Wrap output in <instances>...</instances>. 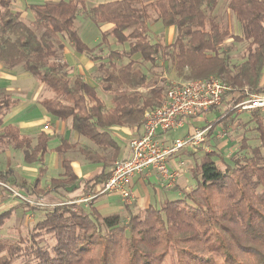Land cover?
Listing matches in <instances>:
<instances>
[{
  "label": "trees",
  "instance_id": "obj_1",
  "mask_svg": "<svg viewBox=\"0 0 264 264\" xmlns=\"http://www.w3.org/2000/svg\"><path fill=\"white\" fill-rule=\"evenodd\" d=\"M217 5L218 0H107L86 9L83 0H48L30 7L32 25L42 31L38 37L11 11L8 2L0 1V63L8 69L22 65L54 95L40 102L45 112L60 120L70 119L75 133L101 149H112L114 160L118 147L110 128L142 122L144 112L159 106L166 93L164 87L156 82L150 85L147 76L133 68L134 56L153 65L159 55H165L178 73L186 70V77L192 80L213 77L232 88L223 99L229 98L224 113L212 123L209 133L221 122L224 126L228 120L233 122L235 107L250 94H264V0H227L240 35L230 33L212 16ZM80 8L95 26L112 25L109 34L118 44L128 45L126 51L111 52L108 57L128 60L103 78L104 91L112 95L110 109L83 77L71 80L65 73L66 65L50 61L56 49L63 53L64 44H58V36H64L76 53L97 60L74 27ZM156 23L176 29L172 44L150 42L149 26ZM227 40L245 44L244 59L239 64H231ZM105 70L103 64L98 66V72ZM124 87L133 91H123ZM139 88H148L147 94L137 93ZM17 103L0 96V143L24 150L25 164H41L47 135L40 133L33 145L16 127L3 124ZM263 120L259 111H251L244 126L253 123L246 130L258 134L259 145L250 146L243 137L230 164L215 151L204 153L190 171L194 189L181 199L159 208L150 206L142 213L105 218L89 204L75 212L67 205L53 207L26 239L8 243L0 236V264H161L170 247L175 249L178 264H264ZM63 167L64 180L51 181L53 192L73 185L69 162L64 160ZM44 171L38 167L39 178L31 195L39 193ZM11 174L10 170L0 172V182L5 183ZM108 177L101 173L92 179L90 194L95 195L94 188L100 190ZM15 209L0 214V230ZM42 233L51 238V246H40Z\"/></svg>",
  "mask_w": 264,
  "mask_h": 264
},
{
  "label": "crops",
  "instance_id": "obj_2",
  "mask_svg": "<svg viewBox=\"0 0 264 264\" xmlns=\"http://www.w3.org/2000/svg\"><path fill=\"white\" fill-rule=\"evenodd\" d=\"M0 1L8 2L11 11L23 19L25 16H31L32 12L30 11V7L32 5L41 4L42 2L48 0ZM169 28L164 29H166L167 36L171 37L175 31L167 30ZM111 29L112 25L109 24H105L100 27L95 26V29H91V39L93 43L91 48L87 46V42H84L81 38L80 39L87 46V48L91 50L95 48L96 44L101 42L100 34L106 31L110 32ZM159 43L162 46H165L161 42ZM68 45L69 49L65 48L64 46L63 53L61 55V63L66 65L70 77L81 76L89 85L94 87L95 91L99 90L98 87H100L105 95H110L111 92L107 91V93H105L106 91H104L103 86H101V83H99L98 66L101 64L99 63L100 61L91 60L85 54L71 53L70 50L72 47L70 44ZM132 60L134 62L133 66H138L136 63H139V59H135V61L134 59ZM2 71L3 72H0V92L4 91V94L2 95H5L11 99L13 96H16L17 98H13V100L18 102L17 105L6 114L3 119V124L5 126L12 125L16 127L21 135L28 137L32 141L33 145L35 144L40 133L44 132L47 135V151L42 162L45 174H43L44 176L40 177L37 190L38 192H41L42 184L47 185V193L44 195V197H42V200L48 208L61 205H75L78 207L87 208L79 202L89 196H95L88 204L91 205L94 211H96V213L102 218L113 215L126 216L127 212L142 213L150 206L159 208L165 202L181 199L184 194H187L194 189L195 182L191 178V168L204 153L210 152V147L213 146L211 145L212 141L215 143L216 138H219V140L216 142L219 141V145H217V147L220 151H225L229 145L231 146L228 141H221L222 136L215 132L217 130H215V128L222 123L217 124L214 128V131L209 133V131L212 129V121L205 124H196L194 122L196 119L187 120L182 128L174 130L175 132H182L181 136L178 138L191 135L197 129H205L207 127H210V129L206 133V141L201 144L196 151L181 153L180 155L175 156L172 161H170L169 168L172 170L177 169V162L181 160L185 161V166L180 169L179 176L172 184H162L158 175L155 173L144 172L130 179L129 188L132 192V199L128 204H124L117 195L96 196L99 190L97 187L94 188V191L97 193L95 195H91L90 188H88L89 182L101 173L110 175L114 161L128 158L129 142L133 137L141 133V120H139L137 124L130 123L120 127L110 128V135L118 147L117 157L114 160H111L114 154L112 149L104 150L95 146L90 141H85L84 139L75 137V135H72L71 133V122L68 123V119L60 120L48 113H45V110L40 105L42 100L38 99L40 91L44 88L43 84H40V87L36 88L37 82H34L27 72L24 74H19L13 70ZM12 84L15 85L14 88H11L10 85ZM27 88L30 89L28 91H31V93H27L26 96L21 97V95L25 94V90H27ZM122 90H127L129 92L133 91L126 87H124ZM136 91L141 95H146L148 88H139ZM19 96L21 97L20 99ZM111 98L108 105L104 102V100H101L106 109L111 108ZM227 100H229V98H225L220 107L224 108ZM215 109L210 110L209 113ZM43 119H47V121H44ZM171 132L173 131L159 133L157 136V141L163 146L170 145L172 141L176 139L169 136ZM14 150L16 154L17 149ZM0 153L6 155L8 159L15 155L10 154L8 150L0 151ZM64 160L69 162L71 172L74 175L73 185L65 189L59 188L57 192H53L51 191V181L54 179L64 180ZM4 165V170H0V172L6 173L9 170L12 171L11 176H9L6 182L9 183L12 180L14 185L23 189L22 191L25 190L30 194L34 193L33 191L36 190L34 182L37 178H39V172L37 170L36 163L31 165L25 164L21 171H15L11 169L10 162ZM0 192H3L2 188L0 189ZM4 198L5 197H3L0 193V207L5 201ZM9 202H11V199L6 201L8 204L6 211L15 209V207H17L14 204H10ZM4 210H0V212ZM16 210L17 209L14 211L16 212Z\"/></svg>",
  "mask_w": 264,
  "mask_h": 264
},
{
  "label": "rangeland",
  "instance_id": "obj_3",
  "mask_svg": "<svg viewBox=\"0 0 264 264\" xmlns=\"http://www.w3.org/2000/svg\"><path fill=\"white\" fill-rule=\"evenodd\" d=\"M50 1L57 2L58 0H50ZM83 1L87 9L99 3L106 2L107 0H83ZM143 1L146 2V1H152V0H143ZM0 9H2V7H0ZM212 16L216 19L217 22L224 25L230 31V33L235 34V35H240L239 24L236 22L234 15L227 9V0H218L217 8L213 12ZM21 20L23 21V23H25V25L32 28L38 37L41 36L42 31L32 25V22L34 20L32 13H31V16L29 15L25 16V18ZM74 27H75L76 33L79 36V38H81L84 42H87L88 44L87 46L91 48L93 46L92 39H91V29H95V26L93 25L92 21L88 17V14L85 9L80 8L79 14L74 21ZM167 30L175 31V32L173 33V35H171V37H168L166 29H164L160 23L150 25L148 39L150 40L151 43L161 42L165 46H168L174 42L177 31L174 27L169 28ZM128 33L129 31H127L125 34L128 35ZM100 35H101L100 36L101 42L96 44L95 48L91 49V54L93 57L97 58V60L100 61L99 63L103 64L104 69H106L105 72L100 71L98 73L99 83H101L100 85L103 86L104 85L103 78L104 76H106L105 73L107 72L115 73L116 69L128 63V60L125 58L119 59L117 57L116 58L114 57V59H111V60L108 59L110 53L111 52H119V53L124 52L128 49V45L127 43L118 44L115 41V39L109 34L108 31L103 32ZM56 41L58 42V44L63 43L65 48L69 49L68 47L69 43L67 42L64 36H58ZM225 45L231 46V53L229 54V60L231 64L233 65L239 64L244 59L243 49H244L245 44L244 43L238 44V43L231 42L230 40L229 41L227 40L225 42ZM54 48L55 49L57 48L56 43L54 45ZM56 51H57L56 56L52 57L50 61L53 60L57 64L62 65L61 53L59 52L58 49H56ZM70 51L71 53H76L72 49ZM169 51L170 49L167 50L166 53ZM111 56H114V55H111ZM135 59H139V63H136L138 64V66H133V68L145 74L148 78L150 85H153L154 82H156L158 86L164 87V90H165L164 92H166L168 87L171 86L172 84L192 81V79L186 77L188 75V72L186 70L183 71L182 74L178 73L176 69L174 68V66L172 65L171 61L165 55L164 56L159 55V58L155 61V64L153 65L150 63H145L139 56L138 57L134 56V61ZM109 62L112 63V65L114 66V69L112 68L113 66L109 64ZM2 70H9V71L13 70V71L18 72L19 74L26 73L22 65L16 66L12 69H8L0 63V72H3ZM65 71H66L65 73L68 75V78H70L71 80L75 78V77H70L68 69H66ZM28 75L31 77V79H33L34 82H37L36 88L40 87L41 83L38 82L35 78H33L29 73ZM10 86L11 88L15 87V85L13 84ZM262 86H264V70H263V76H262ZM112 87H115V86L113 85ZM98 88L99 90H96L98 97L101 100H104V102L108 105L112 95L111 94L105 95L102 92L101 88L100 87ZM28 90L30 89L27 88V90H25V94L21 95V97L26 96L27 93H31V91H28ZM2 94H4V91L0 92V95ZM21 97L19 96V99ZM13 98H17V97L13 96ZM53 98H54L53 93L46 86H44V88L40 91V95L38 97V99H41V100L53 99ZM224 111H225V107L216 108L211 113L208 112L204 114L203 116L196 119L194 122L196 124L198 123L205 124L211 121L214 122L217 117H219L220 115L224 113ZM235 112L236 113L233 115V117H235V120L233 122L228 120L225 126L221 124L215 128V130L217 129L215 132H217L218 135L222 136L221 141L222 140L228 141V143H230L231 146L229 145V147L225 151H220L219 148L217 147V145H219V141L216 142L217 140H219V138L218 139L216 138L215 143L214 141H212L211 145L213 146L210 147V152L215 151L221 154V156L223 157V159L225 160L227 164H230V159L239 150L240 145H241L240 143L243 137H246L248 139L249 141L248 143L250 146L259 145L258 134L255 131L246 130L248 128H252L253 123H251L248 126H244V123L250 119L251 111L235 109ZM260 114L264 118V112H260ZM43 120L47 121V119H43ZM67 121L68 123L71 122L70 119H68ZM263 123H264V120H263ZM71 133L72 135H75V137H78L79 139H84L85 141H88L85 138L73 132L72 130H71ZM181 134H182L181 131H177V132L173 131L169 134V136L177 139L178 137L181 136ZM5 150H8L10 154L12 155L15 154L14 152L15 150L12 147L10 146L8 147L6 145L4 146L3 144L0 143V151H5ZM23 155H24L23 150H17V153L12 158L8 159L6 155L0 153V170H4L5 168L4 164H7L8 162H10L11 169L15 171H21V169L25 165L23 162ZM46 159H47V155H46ZM218 165L221 166V163H218ZM40 166L44 168L42 163L41 164L38 163L37 170H38V167ZM43 174H45V171ZM0 184L6 185L8 187L15 189L16 191H19L22 195H24L25 198L29 200L40 199L41 203L43 204V206L36 205L37 202L36 204H33V205L27 204L17 198L12 197V194L0 185V189L2 188V191H3L0 193L2 194L3 197H5L4 198L5 201L3 205L0 207V210H4V209L5 210L0 212V214L6 211V208L8 207V204L6 203V201L10 199H11V202H9L10 204L19 206L16 212L15 211L12 212L10 218L5 222L4 226L1 228L0 236L4 241L8 243H17L20 239H23V240L26 239L28 234L32 232L31 230L33 229L34 225L42 219L43 214L47 210L52 209L51 207L48 208L47 205H45L44 201L42 200V197H44V195L47 193V185L42 184V188H41L42 190L41 192L38 193V195H31L30 193L24 192L21 189H19V187L13 184L12 180L9 183L0 182ZM67 207H70L71 211H74V212L76 211V209H78V206H75V205H67ZM41 237H42L41 238L42 240H41L40 246L45 245L47 247L53 244V241L51 240V238L46 236L45 234L42 233ZM13 264H20V261H14ZM161 264H178L176 252L173 247H170L168 254L166 255V257L164 258ZM218 264H223V263L219 262Z\"/></svg>",
  "mask_w": 264,
  "mask_h": 264
},
{
  "label": "built area",
  "instance_id": "obj_4",
  "mask_svg": "<svg viewBox=\"0 0 264 264\" xmlns=\"http://www.w3.org/2000/svg\"><path fill=\"white\" fill-rule=\"evenodd\" d=\"M232 88L210 77L175 83L168 87L164 100L159 106L147 109L142 117L141 133L129 142V156L113 162L109 177L101 186L97 195H117L124 204L132 199L129 188L130 179L144 172L158 175L162 184H172L185 166V161L177 162V169H170L172 159L184 152H194L206 141V133L210 127L197 129L193 134L177 138L168 146L157 141L159 133H167L182 128L187 120L197 119L211 109L222 105L223 99ZM235 109L264 112V94H250ZM8 190L12 197L27 204L43 206L40 199L29 200L19 191L0 184ZM95 196H89L79 203L88 206Z\"/></svg>",
  "mask_w": 264,
  "mask_h": 264
}]
</instances>
